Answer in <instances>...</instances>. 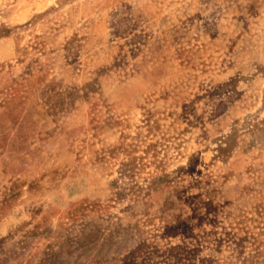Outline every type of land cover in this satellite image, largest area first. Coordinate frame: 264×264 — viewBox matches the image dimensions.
<instances>
[{
    "label": "rangeland",
    "instance_id": "obj_1",
    "mask_svg": "<svg viewBox=\"0 0 264 264\" xmlns=\"http://www.w3.org/2000/svg\"><path fill=\"white\" fill-rule=\"evenodd\" d=\"M0 264H264V0H0Z\"/></svg>",
    "mask_w": 264,
    "mask_h": 264
}]
</instances>
